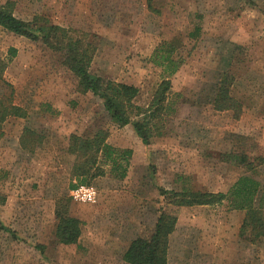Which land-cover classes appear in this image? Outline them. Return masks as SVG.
<instances>
[{
    "label": "rangeland",
    "instance_id": "1",
    "mask_svg": "<svg viewBox=\"0 0 264 264\" xmlns=\"http://www.w3.org/2000/svg\"><path fill=\"white\" fill-rule=\"evenodd\" d=\"M6 2L15 17L56 25L89 44L88 72L136 86L134 104L146 108L162 79L169 88L160 128L144 144L131 124L109 118L99 97L76 90L62 52L0 27V97L24 112L1 125L0 264H128L122 252L153 227L165 205L161 190L224 195L178 209L167 264H264V236L240 235L244 211L231 194L242 175L264 186V0H0ZM170 44L172 74L151 61ZM224 75L234 108L216 109ZM24 127L42 137L31 150L19 145ZM70 135L104 136L130 149L125 176L102 164L103 176L78 183L70 176ZM71 185H93L95 202L74 201ZM60 199L68 211L93 205V214L99 201L114 204L110 222L98 227L109 249L58 242Z\"/></svg>",
    "mask_w": 264,
    "mask_h": 264
},
{
    "label": "trees",
    "instance_id": "2",
    "mask_svg": "<svg viewBox=\"0 0 264 264\" xmlns=\"http://www.w3.org/2000/svg\"><path fill=\"white\" fill-rule=\"evenodd\" d=\"M12 4L10 2L0 4V27L62 52V65L76 77V90L79 93L91 92L99 97L113 122L120 125L131 124L134 133L147 144L152 132L160 128L162 113L165 112L168 80L162 79L149 105L142 108L133 103L138 95L136 86L88 72L92 57V48L89 44H84L80 38H74L56 25L43 23L44 21L37 25L15 17L12 13ZM173 50L174 46L170 44L166 48V53L153 55L151 61L162 66L168 74H172L177 68L176 61L170 57ZM14 52L12 49L11 54ZM4 66V61L0 60V76ZM228 82L229 78L226 75L219 82L215 99L216 109L234 108V101L228 95ZM23 114L20 107L11 103L10 98L0 97V138L2 122L9 116L21 117ZM41 139V135L24 127L19 145L23 149L31 150ZM67 151L75 156L70 176L78 183L84 184L105 174L102 164L109 166V171L114 177H124L131 156L130 149L114 147L106 142L104 136L87 138L70 135ZM239 160L245 168L250 167L244 155H240ZM71 186L74 188L76 185ZM160 194L165 200V205L158 209L153 227L131 239L122 254L123 261L128 264H167L168 241L176 225L178 209L182 206L213 204L224 198L219 192L161 190ZM231 194L234 208L244 211L240 235L248 232L253 239L264 236V186L260 187L258 181L242 175L233 184ZM54 213L57 219L55 238L61 244L75 243L80 234L78 218L70 215L66 203L61 199L56 201Z\"/></svg>",
    "mask_w": 264,
    "mask_h": 264
},
{
    "label": "crops",
    "instance_id": "3",
    "mask_svg": "<svg viewBox=\"0 0 264 264\" xmlns=\"http://www.w3.org/2000/svg\"><path fill=\"white\" fill-rule=\"evenodd\" d=\"M73 182H75V180H73L72 183ZM91 186H93V185H91ZM75 187H77V186H75ZM72 189H73V187L70 190H72ZM85 203H89V202H85ZM90 203H94V202H90ZM111 203H112L111 201L108 202L107 200H105V203L99 201V204L95 207L94 214L92 212L87 211V209L89 207L92 208V210H93V205H90V204H88V205H86V204H72V208H70L69 213H70V215L78 218V220L80 221V224H79L80 234H79V236L75 242L76 245H79V242L81 240L82 242H87V245L91 246L92 248L98 247L101 250L109 249L112 241H107V239L104 238V236L106 234L103 233L101 230H99L98 227H101L102 223L108 224L110 222V221H108L109 219H111V218H109V216L111 215V210L109 209V207H110V205H114ZM115 205H117V204H115ZM194 206H203V205H192V206H182V207H187V208L190 207L191 208ZM56 222H57V219H56ZM170 236H169V239H170ZM93 239H95V240H93ZM96 240H98L99 242H97ZM75 243L64 244V245H72ZM168 248H169V241H168ZM167 261H168V251H167Z\"/></svg>",
    "mask_w": 264,
    "mask_h": 264
},
{
    "label": "built area",
    "instance_id": "4",
    "mask_svg": "<svg viewBox=\"0 0 264 264\" xmlns=\"http://www.w3.org/2000/svg\"><path fill=\"white\" fill-rule=\"evenodd\" d=\"M70 196L77 202H95L97 191L91 185H79L70 191Z\"/></svg>",
    "mask_w": 264,
    "mask_h": 264
}]
</instances>
